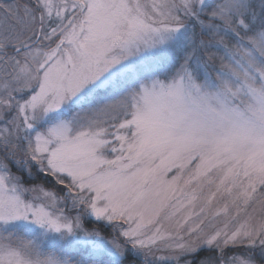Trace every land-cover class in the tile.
Returning <instances> with one entry per match:
<instances>
[{"label":"snow or ice","instance_id":"1","mask_svg":"<svg viewBox=\"0 0 264 264\" xmlns=\"http://www.w3.org/2000/svg\"><path fill=\"white\" fill-rule=\"evenodd\" d=\"M0 264H264V0H0Z\"/></svg>","mask_w":264,"mask_h":264}]
</instances>
